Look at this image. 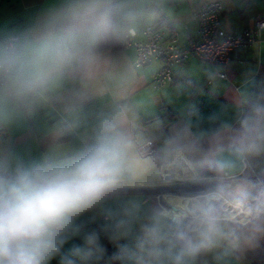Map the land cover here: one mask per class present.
Returning <instances> with one entry per match:
<instances>
[{
	"label": "clouds",
	"instance_id": "clouds-1",
	"mask_svg": "<svg viewBox=\"0 0 264 264\" xmlns=\"http://www.w3.org/2000/svg\"><path fill=\"white\" fill-rule=\"evenodd\" d=\"M151 2L54 0L0 33V129L58 105L50 134L74 135L72 148L32 159L0 140V264H223L264 231V180L240 179L264 150V104L242 101L234 122L153 146L112 82L111 54ZM176 174L199 187L151 205L123 195Z\"/></svg>",
	"mask_w": 264,
	"mask_h": 264
},
{
	"label": "crops",
	"instance_id": "crops-1",
	"mask_svg": "<svg viewBox=\"0 0 264 264\" xmlns=\"http://www.w3.org/2000/svg\"><path fill=\"white\" fill-rule=\"evenodd\" d=\"M199 1L152 0L150 15L133 38L142 40L145 24L158 23L167 32L177 30L179 43L186 45L188 37L196 34L194 12ZM219 1L222 3V25L229 31L253 28L254 19L264 17V0ZM53 2L0 0V33L34 24L44 7ZM111 56L114 66L112 82L131 105L138 133L148 138L153 146H159L179 129H188L197 135L207 133L218 122L215 118L234 122L242 101L264 104V29L259 32L254 44L235 51L225 66L212 65L195 57L174 65L173 82L162 89L154 88L151 81L153 73L159 68L157 61L135 67L134 48H125L122 43ZM220 71L225 73V77L217 75ZM57 107L42 109L33 117L6 128L7 134L0 136V140L11 142L25 159L72 148L73 133L62 137L50 134L59 119ZM191 158L194 163L198 162L194 151ZM247 160L252 169L264 176V150L248 156ZM173 178V175L162 176L148 186L126 192L144 193L143 204L150 198L156 202L167 201L164 197L167 193L182 196L161 192L163 188L174 186L164 183ZM240 179L254 181L250 168L241 173ZM191 181L195 183V177ZM112 250L109 245V252ZM205 259L206 264H216L211 257ZM52 264H57V261L53 260ZM223 264H264V231L249 233L241 246L229 253Z\"/></svg>",
	"mask_w": 264,
	"mask_h": 264
},
{
	"label": "built area",
	"instance_id": "built-area-1",
	"mask_svg": "<svg viewBox=\"0 0 264 264\" xmlns=\"http://www.w3.org/2000/svg\"><path fill=\"white\" fill-rule=\"evenodd\" d=\"M222 3L219 0H200L194 12L196 22L195 36L188 37L187 44L179 43L177 30L167 32L157 23H146L142 34L143 39L132 38L124 41L123 47L135 50L134 66L139 67L151 61H157L159 68L152 75V86L162 89L173 82V66L185 63L195 57L212 65L225 66L232 54L237 50L250 47L258 40L259 32L264 29V17L254 19V27L240 32L225 29L221 21ZM225 77L223 71L217 72ZM7 129H0V136H5ZM251 170L254 181L264 180V176L251 168L246 159L243 171Z\"/></svg>",
	"mask_w": 264,
	"mask_h": 264
},
{
	"label": "rangeland",
	"instance_id": "rangeland-1",
	"mask_svg": "<svg viewBox=\"0 0 264 264\" xmlns=\"http://www.w3.org/2000/svg\"><path fill=\"white\" fill-rule=\"evenodd\" d=\"M188 181V180H187ZM165 184H171L174 185L172 187L169 188H163L161 189L163 193L165 192H174L180 195H185L188 193H191L193 191L196 190V188L198 187L197 184H195L194 182H192L191 180L189 182H183L180 179H172V181H164ZM131 194H128L127 192H125L123 195L128 196V197H136L139 198L140 200L145 196L144 193H139V192H130ZM156 202L154 198H150V200L144 204V205H151L152 203Z\"/></svg>",
	"mask_w": 264,
	"mask_h": 264
},
{
	"label": "bare ground",
	"instance_id": "bare-ground-1",
	"mask_svg": "<svg viewBox=\"0 0 264 264\" xmlns=\"http://www.w3.org/2000/svg\"><path fill=\"white\" fill-rule=\"evenodd\" d=\"M173 176H174L175 179H180L182 181H187V180L189 181V180H192L195 177L194 174H192V175H188V174H184V175L176 174V175H173ZM164 197H165L166 200H170L172 198L178 197V195L171 194V193H167V194L164 195Z\"/></svg>",
	"mask_w": 264,
	"mask_h": 264
},
{
	"label": "trees",
	"instance_id": "trees-1",
	"mask_svg": "<svg viewBox=\"0 0 264 264\" xmlns=\"http://www.w3.org/2000/svg\"><path fill=\"white\" fill-rule=\"evenodd\" d=\"M158 24V23H157Z\"/></svg>",
	"mask_w": 264,
	"mask_h": 264
}]
</instances>
